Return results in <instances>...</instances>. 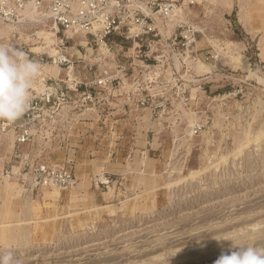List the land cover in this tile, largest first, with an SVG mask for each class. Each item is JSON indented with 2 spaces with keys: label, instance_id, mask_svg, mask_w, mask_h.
Returning a JSON list of instances; mask_svg holds the SVG:
<instances>
[{
  "label": "rangeland",
  "instance_id": "374dc122",
  "mask_svg": "<svg viewBox=\"0 0 264 264\" xmlns=\"http://www.w3.org/2000/svg\"><path fill=\"white\" fill-rule=\"evenodd\" d=\"M164 2L170 11L142 39H97L81 50L97 62L91 76L103 63L121 76L112 96L89 88L99 116L89 114L86 136L66 130L30 147L55 163L68 150L95 158L82 166L109 176L102 184L91 175L99 205L28 192V218L0 238V252L14 250L22 264H214L240 246H264V0H155L154 10ZM6 24L17 42L34 29ZM132 79L143 104L117 98ZM116 127L122 146L109 142ZM135 135L142 146L124 165ZM116 153L121 175L101 172ZM107 184L113 196L104 198Z\"/></svg>",
  "mask_w": 264,
  "mask_h": 264
},
{
  "label": "built area",
  "instance_id": "2783aa9c",
  "mask_svg": "<svg viewBox=\"0 0 264 264\" xmlns=\"http://www.w3.org/2000/svg\"><path fill=\"white\" fill-rule=\"evenodd\" d=\"M155 4V0H0V21L25 28L51 22L54 38L49 44L31 45L28 42L37 35L32 30L28 35L25 33L20 42L13 39L12 33L11 38L5 36L2 41L27 52L40 62L42 70L33 85L30 110L16 122L0 120V138L8 135L13 141L0 177L16 179L23 193L43 187L66 189L76 184L73 150H68L63 162L55 163L33 157L30 147L39 139L51 140L66 130L68 134L77 131L80 138L86 136L83 131L89 130V114L99 116V112L88 105L94 98L89 88L99 87L107 91L104 97L112 96L115 82L120 84L121 76L112 73L104 63L98 64L99 74L91 76L97 62L81 59V50L97 39L103 43L115 37L142 39L158 29L156 17L167 15L171 9V3L164 2L154 10ZM81 35L84 39L78 38ZM48 65L56 67L57 73L46 69ZM137 86L138 81L132 79L117 98L142 103L144 98L135 92L140 89ZM63 140L68 141L66 137ZM67 145L74 147L69 142ZM102 175L97 178L98 182L108 183L109 176L104 172Z\"/></svg>",
  "mask_w": 264,
  "mask_h": 264
},
{
  "label": "crops",
  "instance_id": "0c3cea01",
  "mask_svg": "<svg viewBox=\"0 0 264 264\" xmlns=\"http://www.w3.org/2000/svg\"><path fill=\"white\" fill-rule=\"evenodd\" d=\"M2 23L5 22L0 21V37L7 35L9 33L8 31H6L7 28L4 25L2 26ZM8 36L9 35H7L6 37ZM116 112L117 110L112 113L116 114ZM129 114L130 116H134L137 113L130 111ZM120 127L115 128L114 132L117 133V135L113 140L110 139L109 142H113L115 145L117 143L119 146L120 145L122 146V142L124 144L127 137H124L123 135L124 131H122ZM132 137L133 138L128 140L130 142L129 144L130 152H128L124 161L121 162L122 164L123 162H125L124 165L127 163L130 164L134 163V161L137 159L138 156L135 153L136 152L135 149H138L140 146H142L138 140L137 135ZM75 140L77 141V139ZM12 145H13V141L10 138V136L6 135L0 138V173L4 167V161L7 159L8 154L12 151ZM90 149H92V146L87 147V152ZM142 153L143 150H141V154ZM83 155L84 152H81L80 154L78 153L76 156L77 161L73 168L75 177L77 178V183L75 185L65 190H59V188L56 187H52V188L43 187L42 189H39L37 191V194L38 195L43 194L44 198L48 197L52 199H57L60 197L62 198L63 196H65L68 202L70 203V205L72 206L78 205L82 207H88V205L90 206L99 205L98 203L91 204L94 200H96L97 196H99V193H97L95 190H92V187L90 185L91 175L94 176L99 173L97 172L95 173V169L92 166L91 167L82 166L84 163L92 162L95 158H90V160H88L89 159L87 158L88 156H83ZM109 155L106 156V157L109 156V158L104 161L103 164L104 166L101 169V172L105 171L115 175H121L122 166L118 164H120L119 162L123 158L119 157L117 153L114 156V158H112L111 154ZM59 159L62 160L63 157L57 158L56 160ZM110 160L112 161V163H114V166L112 168L113 170L110 168L111 165L107 164V162ZM111 181H112L111 184L113 185L114 181L113 180ZM17 185L18 184L16 181L8 180L4 177L3 179L0 178V238L5 239L8 235L10 236L11 235L10 233H12L10 232L11 228L22 227L21 223H23L28 218V215L30 213V208H29L30 193L26 194V196L25 195L22 196L20 193L22 191L20 190L19 187H17ZM112 185L110 184L105 185V187H107L109 190H105L104 192H101L102 197L107 198L109 196L110 188ZM110 194L111 196H113V193ZM55 195L56 198H53L55 197Z\"/></svg>",
  "mask_w": 264,
  "mask_h": 264
},
{
  "label": "clouds",
  "instance_id": "9594fccd",
  "mask_svg": "<svg viewBox=\"0 0 264 264\" xmlns=\"http://www.w3.org/2000/svg\"><path fill=\"white\" fill-rule=\"evenodd\" d=\"M41 70L40 62L24 50L0 44V120L16 122L30 110L33 85ZM0 264L22 262L14 250L8 249L0 252ZM214 264H264V246H240L230 254L222 253Z\"/></svg>",
  "mask_w": 264,
  "mask_h": 264
},
{
  "label": "bare ground",
  "instance_id": "6f19581e",
  "mask_svg": "<svg viewBox=\"0 0 264 264\" xmlns=\"http://www.w3.org/2000/svg\"><path fill=\"white\" fill-rule=\"evenodd\" d=\"M29 11H32V9H30ZM34 20L37 21L36 19H34ZM9 27H10L11 31H18L19 30V26L18 25H14V26L9 25ZM33 30H35V32L37 34L36 36H34L36 40L34 39L35 41L33 43L44 42L46 44H49V43H51L54 40V38L52 36L53 35L52 34L53 33V29H52V23L51 22H47V21L43 22L42 24H39V25L35 26ZM26 35H28V33H26ZM8 38H11L10 34H9ZM46 69L52 70V72L54 74L57 73V68L56 67H51V66L48 65V66H46ZM14 168L16 169V167H14ZM99 175L101 176L102 174H99ZM4 178L8 179L7 177H4ZM101 178L104 179L103 175L101 176ZM8 180L16 181V179H10V178Z\"/></svg>",
  "mask_w": 264,
  "mask_h": 264
}]
</instances>
